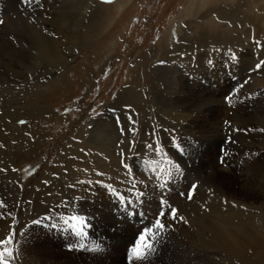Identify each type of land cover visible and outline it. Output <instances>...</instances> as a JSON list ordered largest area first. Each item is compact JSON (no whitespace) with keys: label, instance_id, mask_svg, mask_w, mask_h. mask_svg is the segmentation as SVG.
I'll use <instances>...</instances> for the list:
<instances>
[{"label":"rangeland","instance_id":"1","mask_svg":"<svg viewBox=\"0 0 264 264\" xmlns=\"http://www.w3.org/2000/svg\"><path fill=\"white\" fill-rule=\"evenodd\" d=\"M38 1L39 9L18 2L10 4L11 9L7 6L0 11V49L9 53L18 46L13 29L3 26L5 15L9 14L13 24L20 21V16L24 18V13L31 21L43 15L45 26L50 29L52 14L62 8L82 7L75 3L66 8L72 0ZM45 1L48 7L42 6ZM259 1L247 7L238 0H92L93 11L83 14L74 29L78 31L79 45L58 49L67 57L60 66L42 60L36 68L28 69L14 54H5L9 63L16 62L19 67V74L10 72L12 78L0 82V252L5 260L12 264H161L165 250L157 244L161 237L169 239L166 231L171 225L175 228L181 221L194 223L193 219H197L201 228H196L202 232L208 216L212 218L209 210L201 211L199 206H181V199L212 200L203 195L205 172L198 174L191 169L196 159L197 163L200 160L201 152V157H209L207 171L215 167L219 179L225 181V199L233 197L228 196V189L239 195L244 172L229 174L234 165L222 161L229 153L238 154L232 145L237 144L239 130L232 128L230 117L242 115L247 122L243 125L246 130H241L244 134L264 130V87H254L246 105L237 106L239 94L250 91L252 82L264 75L263 31L256 27V31L249 32L245 23L243 27L238 25L245 11L250 14L264 6V0ZM233 7L244 12L232 18L223 14L232 13ZM38 10L41 15L35 19ZM175 19L187 23L181 28L174 25ZM258 20L255 23L264 27V16ZM240 32L245 33L241 36ZM183 33L196 43L193 50L199 45L206 48V61L193 60L189 68L187 63L180 65V57L169 59L168 52L182 42ZM189 39L184 42L188 45L184 51L193 43ZM202 39L207 45L201 43ZM248 43H255L254 49L259 51L254 62H250V55L247 59L241 57L243 51L251 48ZM58 50H48L51 60L59 57ZM195 53L197 58L198 52ZM209 72L212 80L220 79L219 91H213ZM175 77L180 85L169 90L166 80ZM237 81L239 84H230ZM123 91L128 93L116 102ZM181 93L197 96L201 101L187 110L178 98ZM205 102L212 103L211 109L202 106ZM255 116H259L257 124L251 121ZM210 135H222L223 141L215 146L212 142V148L205 153L206 146L200 148L197 137ZM258 138H251L255 144L252 151L264 156V144H259ZM139 159L143 160L141 164ZM142 167L145 172L141 180L153 184L133 180L130 168L136 173ZM163 168L166 173L158 175ZM189 179L193 182L189 183ZM218 201L219 198L215 202L220 204ZM258 202H264V195ZM100 207L101 211L113 213L99 212ZM170 207L177 210L178 217L189 218L173 219ZM161 212L166 215L160 217ZM158 218L166 225L163 230L154 228ZM78 229L82 234H78ZM235 229L230 235V247L241 252L227 250L221 252L220 258L227 264H264V236L257 237L250 230L249 235L255 234L258 240L253 243L245 234L240 237ZM145 230L149 235L142 241ZM201 232L195 233L191 242L203 249ZM10 235L12 240L2 243ZM206 238L207 244L210 239Z\"/></svg>","mask_w":264,"mask_h":264},{"label":"bare ground","instance_id":"2","mask_svg":"<svg viewBox=\"0 0 264 264\" xmlns=\"http://www.w3.org/2000/svg\"><path fill=\"white\" fill-rule=\"evenodd\" d=\"M10 1H12V3H10L8 0H4L3 1L4 3H2V5H0V11H3L5 9V7L10 6V4L13 5V4L18 3V2H21L22 6L29 5L32 8H34V10L35 9H39V7H40V4H39L38 0H32V3H30V4H26L25 0H10ZM72 1L73 2H71V3L68 2L67 5L64 4L65 7L69 8L71 5L74 6L75 3H79L82 7L81 8H77V10H73V7H72V10H69V9H64L63 10V8H62V10L59 13L52 14L50 25L48 24L50 26V29L46 28V26H45L46 23L44 22V19L42 17L43 15H41V12L39 10L35 12V19L37 18V16L39 17L40 15H41V18H38L37 20L31 21L30 20L31 17H28V15L26 13H24L25 14L24 18H23V16H20V19H19L20 21L17 22V23H14V24H13V21H9V17H8L9 14H8V16L5 15V18H4L5 21H4V25L3 26H4L5 29H7L8 26L13 29L12 32H13L14 36H16V37L15 38L12 37V38L14 39L15 43H18V46L12 48L9 53H7L2 48L0 49V82L7 81V80L9 81L10 78H12V77H10L11 76L10 72L15 73V74H19V71H18L19 67H16L18 64L16 62H14V64L9 63L8 57L6 55H11V54L13 55L14 54L15 58L19 59L23 63V65L25 66L24 68H28V69L36 68V66L42 60H48L50 62V65H53V66H60V64H62L63 62L67 61V57L65 56V53L63 51H59L58 49L61 46H66V48L68 50V48H72L74 45H77V44L79 45L78 37L76 35V33H78V31L76 32V30H74V29L78 27L79 23L81 22V18L84 16L83 14L87 15L88 12L91 13V11H93L91 9V7H90L92 5V0H88V1L87 0H72ZM217 1H220V0H217ZM238 1L241 4L244 3V6H247V7H248L249 4H251L253 2L256 3V5L260 2L259 0H238ZM58 4H60V3H58ZM209 4H210V2L206 3L205 7L208 6ZM217 4H218V2H217ZM229 5H231V4H229ZM11 6H10V9H11ZM29 6H27V7H29ZM42 6L43 7H48V3L45 1L42 4ZM121 6L123 7V5H121ZM215 6H216V4H215ZM58 7H59V5H58ZM216 8H212L214 13L217 12ZM219 8H221V7H219ZM219 8H217V9L219 10ZM223 8H224V10H226V8L224 6H223ZM14 9H16V8H14ZM44 9H46V8H44ZM82 9H83V11H82ZM237 9L233 7L231 9L232 13H230L229 11H225L223 14L224 15H229L230 18H232L233 15H235V14H238V16H240L241 13L244 12V11H243V9L237 11ZM34 10H33V12H34ZM19 12H17V13H19ZM81 12H83V13L81 14ZM28 13H29V10H28ZM249 13L250 14H248V12L245 11L243 13V15H241V20H238L239 21L238 25H240V23H241V27L245 26V24L248 25V31L249 32H251V30H252V32L256 31V27H257V29H259L260 31L262 30L263 34H264V27H259L257 25L258 23H255V21H254V20L257 21L262 15L264 16V6H262V8L257 7L255 11L252 10ZM211 14H213V13H211ZM223 14H221V15H223ZM15 15H16V13H15ZM224 15L222 16L223 18L228 17V16L224 17ZM16 16H18V15H16ZM29 16H31V15H29ZM232 21H234V20H227V23L228 22L232 23ZM175 23H176V25H178V26H180L182 28L181 25H183L184 23H187V21H185L183 19V20L180 21V23H178V19L177 20L175 19L174 25H175ZM73 26H74V28H71ZM185 28H186V26H185ZM12 29H8V30H12ZM244 33L240 32L239 35L242 36ZM258 35H260V34L258 33ZM183 37H184V39L182 40V42H180L179 44H176V46L173 47L170 51L168 50L169 51L168 52L169 59L172 58L174 60L175 57L176 58L180 57L179 59L182 60V62H180V65H182L184 67V64L187 63L189 68L191 67V65H192L191 62L193 60H195L197 63H199L201 60L202 61H206L207 55L203 54L204 51H207L206 48H204L201 45H199V48L193 50L192 47H193V45L195 46L196 43L193 42L191 39L186 38L184 33H183ZM188 39H189L190 42H193V43H190L192 45H189L190 47L189 48L187 47V51H184V48H186V46H188V45L184 44V42L187 41ZM241 42L243 43V41H241ZM201 43L204 44V40L203 39H202ZM255 43H250V44L248 43V45L251 48L246 49V51H243V53L241 54V57L243 59H247L248 56L250 55V56H252V58L250 59V62H254L255 57L259 53L258 50L254 49ZM259 44H260V42H259ZM204 45H207V44L205 43ZM51 49L56 50V52L58 50L60 52L61 56L59 55V57H56V58L54 57L55 60H51V58L49 57V52H48V50H51ZM188 50H192V51L190 52ZM195 52H198V57L197 58H194V56L196 54ZM66 53L68 55V51H66ZM184 53L185 54L187 53V55H184ZM188 53H189V55H188ZM166 59L168 60V58H166ZM168 61H170V60H168ZM171 63H173V62H171ZM167 65H169V67L173 66V64L170 65V63H167ZM37 71L38 70H36V72ZM23 73H24V71H23ZM222 74H224V72H222ZM222 74H221V76H222ZM188 76H190V74ZM208 77H209V79H211V83L214 84L212 86L213 91H215V92L219 91L218 89H219L220 84H221L220 79L215 78L214 80H212V75L210 74V72L208 74ZM214 77H215V75H214ZM157 78L158 77H155L154 81H157ZM166 82H167L166 84H168L169 90L174 88V87H176V86H178V85H180L179 84V79L177 77H175L173 79L170 78L169 80H166ZM229 82H230V79H229ZM230 84H239V82L238 81L235 82V83L231 82ZM254 87H264V75H263V78L260 79L259 81L257 80V81H253L252 82V85L249 86L250 91H247V93L239 94V96L237 98V106H238V108H242L244 105H246L245 102L252 95ZM164 89H166V87ZM180 90H182V87L179 90H177V92L180 91ZM127 93H128V91L121 92L119 94V96L117 97L118 99H117L116 102L122 100L124 95L127 94ZM262 94L264 95V89H263V93ZM178 98H179V100L181 102L185 103L184 107H186L187 110L193 109V107L194 106L196 107L197 104H199L200 101H201V100H197L196 99V98H198L197 96L193 97V96H190V95H184L182 93L178 96ZM209 105L213 106L212 103L209 104L207 102L202 104V106L207 107L208 109H211ZM234 111H235V109H234ZM247 111H248V108H247ZM148 113L151 114L150 110L148 111ZM244 113H245V111H244ZM234 114H235V112H234ZM251 115H252V112H251ZM166 116H167L166 118H168V119L171 117L169 115H166ZM173 116H174V114H173ZM233 116L229 118L230 120H232L234 122V124L232 125V128L236 129V132H237V130H239V132H238V134L236 135V138H235L237 144L234 143L235 145H232V150L237 152L238 154H236V153L235 154H233V153L230 154L229 153V154L226 155V157L224 156V158H223L224 160L222 162L231 163L232 165H234V166H231V168H230L231 170H230L229 174L230 173L232 174L233 172L241 171V170L244 172L243 184L241 185V187H239L240 188L239 189L240 193H239V195H237L236 192L233 191V189H228V190H230L229 191L230 195H228V196H233L234 199H233V197L231 198L232 201L228 200V199L227 200L225 199V196L227 195L226 192L224 191V186H223L225 181L219 179V177H220V176H218V172L219 171L218 170L216 171V169H214L215 167L212 168L213 170L211 169L212 170L211 172L207 171L206 168L209 167L208 164H207V160H209V157L208 156L201 157V155L204 154L203 152H201V154H200V156L198 158L200 160L197 163V159H196V162L191 166V169L195 173H198V171H199L198 174H200L201 172H205V175L202 173L204 175L205 184H206V187H204L203 195L206 196V200H207V198L212 199V200L211 201H208V200L207 201H205V200L203 201L201 199L200 202H198L199 199L197 200V198H196L195 200H197V202L193 201L194 199L191 202H189L186 199H181V203H182L181 206H184L187 203H188V205H187L188 207H190L191 205H196V207L199 206V208H201V211L202 210H209L208 213L212 216V218H210L208 216V221L209 222H206L204 220V218H203V220L206 223H204V227H203L202 232L199 229L201 227L198 226V224L196 223L197 219H193V222L195 221L194 223H190L191 221L189 222V220H188L187 223L182 222V221L181 222L178 221L179 224L178 225L176 224L177 226L175 228H174L173 225H171L170 228L166 231L167 235L170 236L169 239L167 240V239H164V238L161 237V240L157 244L158 247L162 246V248L165 250L164 251L165 255H163V257H165V258L162 260L161 264H227L226 260L220 258L219 255L221 254V252L225 253V252H227V250H231V251L236 250L235 252H237L238 254L241 252V249H239V248L235 249V248H231L230 247L232 245V241L230 239V235L233 232L234 227L236 228L235 232H238L239 236L242 235V234H245L251 239V241L253 243H256V242L258 243V240L255 237V234H256L257 237L264 236V231H263L264 230V202H258V200L261 198V196L264 195V156H258V155H255L253 153L252 146H254L255 144L251 141V138H253L255 136H258L259 138L257 140H258L259 144H264V130L263 129H262V131L260 130L261 132H259V130H258V133L249 132L247 134H244L243 131L246 130V128L243 125L246 124L247 122H245V120H243L242 115H239V117L237 116L238 118H234V119H233ZM258 117L259 116H255L251 121L257 124ZM101 119H103V118H101ZM104 119H106V118H104ZM262 120L264 122V119H262ZM105 121H107V120H105ZM188 121H190V120H188ZM232 128L230 127V130ZM102 129H103V127H102ZM181 129H183V128H181ZM241 130H243V131H241ZM197 139H199V141L201 142L200 145H199L200 148H202L203 146H206L205 147L206 148V152L205 153H207L212 148V147H210L211 146L210 144L212 142L214 143V146H215V145L220 144L223 141L222 135L221 136L217 135L216 137H211V135L210 136H204V137H197ZM183 142H185V141L183 140ZM197 153H199V152H197ZM136 157L139 158V156H136ZM140 158L144 159L142 157H140ZM245 158L248 159V160L247 161L246 160L243 161V159H245ZM142 161L139 159V163L140 164L142 163ZM218 161L216 163L217 166H219V162H220V161L219 162ZM221 164H223V163H221ZM164 166H166V165H164ZM164 168H163V171L159 172L158 175L166 173V170H164ZM133 170L134 169L130 168V172H132L131 174L134 176L133 180H136V181L138 180L140 183H143L145 181L147 184H150V185L153 184V182L151 183V182H147V180H141V175L145 172V171H142V170H145V168L142 167V169H139L138 172H136V173H134ZM129 178H130L129 180L131 181V177H129ZM230 181H232V180H229V183H230ZM191 182H193V180L191 181V179H189V183H191ZM129 186H132V185H129ZM139 186L140 185L138 184V187ZM232 187H234V186L232 185ZM150 189H152V186H150ZM201 189H202V187H201ZM201 189H200V191H201ZM231 190H232V192H231ZM239 190L237 191V193L239 192ZM198 191L199 190H197V192ZM103 192H105V189H104ZM209 193H212V195L210 194V196H208ZM217 198H219L220 204H217L215 202V200H217ZM249 200H254V201L251 202ZM101 210H102V208L100 207L98 209L99 212H104V214H108V215L113 213V210H112V212H110V211L109 212H105V211H101ZM181 210L182 209H180V211ZM182 212H180V213H182ZM187 212H189V210ZM200 214H201V212H200ZM203 214L205 216H207L205 213H203ZM186 216H187V214H186ZM187 218H189V216H187L183 220L186 221ZM178 220H179V218H178ZM200 225H202V224H200ZM242 226H243V228H242ZM196 227H199V228L197 229ZM195 228L198 231H196ZM250 230L251 231L253 230L252 232H254L255 234L254 235L253 234L249 235L250 234L249 233ZM200 232L203 235V239L200 240V241H202V242H200V244L203 245V247H204L203 249L199 248L197 246V244L194 243L195 241L191 242V238H193L195 236V233H199L200 234ZM206 237H208V239H210V240H208L210 242H208L207 244L204 243V241H207V240H204ZM240 237H242V236H240ZM194 238H196V237H194ZM196 243H197V241H196ZM250 248H252V247H250ZM158 253L160 254V251ZM255 253H256V251H255ZM212 257H214V258H212ZM245 257L246 256H244V258ZM57 264H63V263L62 262L61 263L58 262Z\"/></svg>","mask_w":264,"mask_h":264},{"label":"snow or ice","instance_id":"3","mask_svg":"<svg viewBox=\"0 0 264 264\" xmlns=\"http://www.w3.org/2000/svg\"><path fill=\"white\" fill-rule=\"evenodd\" d=\"M25 3H26V4H30V3H32V0H25ZM261 68H264V64H261ZM226 99H228L229 101L231 100V98H230V99H229V98H226ZM21 123H24V122L21 121ZM124 131H125V130L122 129V133H123ZM149 147H151V145H149ZM124 167H125V169H127L129 166L125 163V164H124ZM141 195H142V193H141ZM120 198L123 199V197H120ZM188 198L191 199L192 197L189 196ZM162 203H164V202L162 201ZM169 212H170V214H171V216H172L173 219H177V218H179V219H181V220L184 219L183 217H178V216H177V210H176V209H172V208L170 207V208H169ZM165 215H166V214H165L164 212H161V213L159 214L160 217H163V216H165ZM165 227H166V225L162 222V219H161V218H158V219L155 220V222H154V228H156V229H160V230H163ZM77 232H78V234H82V230H80V229H78ZM146 236H147V233H145V235H142V236H141V240H142V241L145 240V239H146ZM11 240H12V236L10 235V236L8 237V239L2 241V243L7 244V243H9V241H11ZM148 247L151 248V245H148ZM134 253H135L136 255H139V251H138V249H134ZM0 264H8V261L4 259V253H2V252H0Z\"/></svg>","mask_w":264,"mask_h":264}]
</instances>
